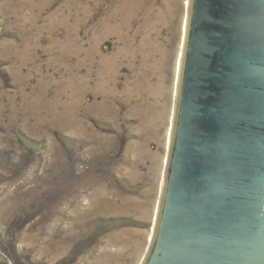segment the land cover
<instances>
[{"label": "rangeland", "instance_id": "374dc122", "mask_svg": "<svg viewBox=\"0 0 264 264\" xmlns=\"http://www.w3.org/2000/svg\"><path fill=\"white\" fill-rule=\"evenodd\" d=\"M185 1L0 0V264L142 263Z\"/></svg>", "mask_w": 264, "mask_h": 264}, {"label": "water", "instance_id": "95a60500", "mask_svg": "<svg viewBox=\"0 0 264 264\" xmlns=\"http://www.w3.org/2000/svg\"><path fill=\"white\" fill-rule=\"evenodd\" d=\"M141 264H264V0H190Z\"/></svg>", "mask_w": 264, "mask_h": 264}, {"label": "bare ground", "instance_id": "6f19581e", "mask_svg": "<svg viewBox=\"0 0 264 264\" xmlns=\"http://www.w3.org/2000/svg\"><path fill=\"white\" fill-rule=\"evenodd\" d=\"M189 3H190V0H186L185 1V10H187V6L189 7ZM186 28H187V26H185V31H186ZM183 31H184V29H183ZM184 44H185V42L182 41L181 42L180 53H179V56H178L179 58H178L177 66H176V79H175V82H174V94H173L174 97H173V100H175V98L177 97V89H178L179 80H180V71H181L182 63H183L182 56H183ZM174 113H175V111H174ZM173 120H174V114L172 112V115L170 117V126L168 128V140H167V144H166V149H168V150L170 148L171 133H172L173 122H174ZM167 160H168V156L166 155L165 158H164V165L166 164ZM163 184H164V175L162 176L161 186H160L161 187V194H162V190H163V187H164ZM160 198H161V196H160ZM159 203H160V201H159ZM159 203H158V205H156V209H155V212H154V218H153V225L154 226H155V221H156V217H157V214H158ZM153 236H154V227H153V229H151V231L149 233V236H148L149 242L152 240Z\"/></svg>", "mask_w": 264, "mask_h": 264}]
</instances>
